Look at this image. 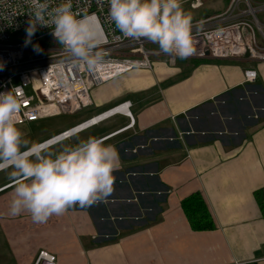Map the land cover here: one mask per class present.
I'll return each instance as SVG.
<instances>
[{
	"label": "crops",
	"instance_id": "0c3cea01",
	"mask_svg": "<svg viewBox=\"0 0 264 264\" xmlns=\"http://www.w3.org/2000/svg\"><path fill=\"white\" fill-rule=\"evenodd\" d=\"M245 70H256L255 80ZM125 101L135 123L105 140L120 168L104 201L34 223L28 212L9 214L14 182L0 178V226L17 248L14 264H33L43 249L57 264H264L256 197L264 191V60L156 58L151 70L94 88L98 113L87 119ZM103 122L109 131L97 138L130 119ZM196 193L214 229H193L184 212L182 201Z\"/></svg>",
	"mask_w": 264,
	"mask_h": 264
},
{
	"label": "clouds",
	"instance_id": "9594fccd",
	"mask_svg": "<svg viewBox=\"0 0 264 264\" xmlns=\"http://www.w3.org/2000/svg\"><path fill=\"white\" fill-rule=\"evenodd\" d=\"M107 3L108 19L124 37L146 39L158 44L163 54L181 59L192 53V16L183 9V0ZM52 4L53 0H34L29 37L37 26L51 28V35L75 63L88 71L99 68L108 53L100 47L93 18L73 11L72 0ZM20 91L17 86L0 92V171L14 182L9 214L28 212L34 223L43 224L77 206L86 208L107 199L113 192V173L120 168L116 147L93 136L75 144L60 141L58 146L30 141L15 119L23 104Z\"/></svg>",
	"mask_w": 264,
	"mask_h": 264
},
{
	"label": "built area",
	"instance_id": "2783aa9c",
	"mask_svg": "<svg viewBox=\"0 0 264 264\" xmlns=\"http://www.w3.org/2000/svg\"><path fill=\"white\" fill-rule=\"evenodd\" d=\"M62 2L64 0H53L52 6ZM184 4L198 10L204 0H183ZM72 5L73 11L93 18L101 39L100 47L108 53L104 63L94 71L75 63L59 43L50 56L39 54L42 49L32 43L42 37H53L51 28L37 26L31 37L14 40V34L27 31L34 0H0V92L20 87L23 104L15 117L17 126L49 116L78 113L92 105L94 88L135 69L151 70L155 58L172 64L179 58L163 54L158 44L146 39L136 41L124 37L108 19L107 0H72ZM263 16L264 2L230 0L226 10L192 23L193 51L187 58L228 59L249 53L252 59L264 60ZM244 74L250 81L257 76L256 70H245ZM131 105L130 101L117 104L40 143L57 145L119 114L129 117L127 126L101 137L105 141L134 125ZM100 117L104 118L92 122ZM33 264H57V258L43 249L37 253Z\"/></svg>",
	"mask_w": 264,
	"mask_h": 264
},
{
	"label": "rangeland",
	"instance_id": "374dc122",
	"mask_svg": "<svg viewBox=\"0 0 264 264\" xmlns=\"http://www.w3.org/2000/svg\"><path fill=\"white\" fill-rule=\"evenodd\" d=\"M229 1L230 0H205L204 5L198 10L192 9L189 6L184 7L185 9L184 8L183 9L186 12L191 13L192 23H194V20L196 22L198 20L203 19L206 16H207L206 18H208L213 14H217L219 12L226 10V8L229 5ZM252 1L256 3L264 2V0H252ZM27 35H28V31H25L22 33L14 34L13 38L14 40H22L21 37L27 36ZM32 44L35 45L36 47L41 48L42 50L39 54L45 55V56H50L52 53L56 51V48H58L59 46L56 39H54L51 36L39 38L35 40ZM92 109H93V106L91 105L75 114H62V115H57V116H49V117L39 119L35 122H31L25 126H18V127L25 133L26 138H28L30 141L40 143L44 141L45 139L61 132L62 130L69 128L79 123L80 121L85 120L88 117L98 113L97 110H92ZM106 123L107 122H103L99 125L91 127L90 129L83 131L63 142L67 144H75L77 142V139H86L89 136H93L96 138L99 136H102L109 131L107 130ZM8 171H10V169ZM0 178L1 180H3L2 183L4 181L5 182L10 181L6 171L0 172ZM12 190H14V188H12ZM2 229H3V225L1 224L0 226V264H14L13 256L11 255V252H14L15 249L17 248H13V249L11 248V245L9 244V242L5 239L3 235ZM15 232L17 234L19 233L18 230H15Z\"/></svg>",
	"mask_w": 264,
	"mask_h": 264
},
{
	"label": "trees",
	"instance_id": "16d2710c",
	"mask_svg": "<svg viewBox=\"0 0 264 264\" xmlns=\"http://www.w3.org/2000/svg\"><path fill=\"white\" fill-rule=\"evenodd\" d=\"M205 1V0H204ZM188 4L182 7H188ZM190 7V6H189ZM191 8V7H190ZM185 9V8H184ZM214 15V14H213ZM212 16V15H211ZM207 17V16H206ZM204 17V18H206ZM195 22V20H194ZM80 123V122H79ZM257 200L264 216V191L260 190L257 193ZM184 212L189 218L193 229L195 230H211L215 228V222L209 207L200 193L193 194L182 201Z\"/></svg>",
	"mask_w": 264,
	"mask_h": 264
},
{
	"label": "bare ground",
	"instance_id": "6f19581e",
	"mask_svg": "<svg viewBox=\"0 0 264 264\" xmlns=\"http://www.w3.org/2000/svg\"><path fill=\"white\" fill-rule=\"evenodd\" d=\"M102 118H104V117H100V118H96L94 121H92V122H97V121H99V120H102Z\"/></svg>",
	"mask_w": 264,
	"mask_h": 264
},
{
	"label": "water",
	"instance_id": "95a60500",
	"mask_svg": "<svg viewBox=\"0 0 264 264\" xmlns=\"http://www.w3.org/2000/svg\"><path fill=\"white\" fill-rule=\"evenodd\" d=\"M246 56H249V53H246Z\"/></svg>",
	"mask_w": 264,
	"mask_h": 264
}]
</instances>
